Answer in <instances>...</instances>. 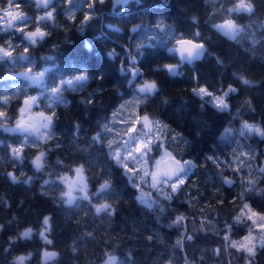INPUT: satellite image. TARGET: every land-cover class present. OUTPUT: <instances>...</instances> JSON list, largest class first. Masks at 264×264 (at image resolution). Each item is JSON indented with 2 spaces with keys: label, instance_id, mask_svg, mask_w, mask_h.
<instances>
[{
  "label": "trees",
  "instance_id": "obj_1",
  "mask_svg": "<svg viewBox=\"0 0 264 264\" xmlns=\"http://www.w3.org/2000/svg\"><path fill=\"white\" fill-rule=\"evenodd\" d=\"M16 2L19 11L29 17L44 14L36 8L34 0ZM234 2L236 0H219L221 7L214 11L210 0H168L167 7L160 6L161 0H142L141 4L130 0L126 6L117 4L116 0H104L102 4L98 0H72V5L63 3L56 8L55 22L64 27H55L53 22L47 25L40 23L42 30L49 35L35 46L29 45L23 33L15 28L0 33V45L9 39L13 46L19 45L15 47L14 56L18 58L23 48L28 46V55L36 60L34 66L27 65L23 60L0 63V78L14 77L0 79V94L11 98L4 109L11 118L8 126H13L19 118V108L23 107L24 99L39 95V89L26 88L28 82L18 74L26 71L27 67H32L33 71L42 69V57L52 56L54 60L49 62V66L64 70L73 66L86 67L91 77L82 91L64 93L68 105L54 106L56 117L52 130L55 135L47 142L28 140L32 146L23 148V163L10 159L11 147H0V225L3 226L0 230V264H10L13 257L27 256L29 252L32 256L24 264H101L108 258L107 253L117 257L116 264L248 262L247 253L231 247L224 236L228 234L231 240H236L248 233V228L253 227L251 221L237 223L234 217L244 202L255 211L264 212V193L246 192L240 177L248 169L235 173L223 166V162L232 160L233 149L248 151L250 145L255 149L256 159L248 163L253 169L264 167V139L255 134L245 138L237 131L242 120L264 127V0H252L256 6L252 16L246 12L229 15L227 7ZM88 3H93V7L89 8ZM8 6L9 0H0V10L8 9ZM70 6L76 13L75 21L68 20L64 14V9ZM1 14L3 11H0ZM86 14L92 15V19L82 33L78 28ZM192 17L197 18V23L192 22ZM228 18L244 26V31L236 40L229 39L212 27ZM159 20L176 34L169 39L168 47L183 38L203 43L207 51L194 64L184 63L180 68L184 75L175 78H170L166 71H153L165 64H179V56L169 54L167 48L146 50L145 58L139 61L145 77L156 80L161 91L146 106L141 105L134 111L144 115L146 107L150 119L168 125L171 131L165 141L166 146L172 136L180 133L189 143L184 144L177 139L168 150L179 161L191 160L196 164L171 201L161 196L158 190L151 191L150 199L158 203L149 209L137 200V188L132 186L123 170L105 156L107 142L101 149L99 145L91 144L90 138L101 130L103 124H113V113L125 100L132 99V91L126 87L119 72L121 57L124 66L128 65L125 50L134 51L137 43H144L139 39L141 33H133L132 29L137 25L155 29ZM107 25L121 31H112ZM37 26L27 24L25 31H35ZM0 28H7L3 21H0ZM196 32L200 33V37L194 36ZM101 33L104 38L95 40L94 37ZM86 42L92 44L91 51L85 47ZM113 49L120 53L115 61L106 55ZM100 76L103 79H99ZM240 77L252 84L244 85ZM199 87H205L211 93L235 88L236 92L229 93L226 98L229 111H218L204 98L196 96L193 89ZM97 89L100 91L96 92ZM90 93H94L93 103H82ZM164 100L168 103H163ZM248 100L254 112L249 111L245 103ZM45 103L41 99L33 110L50 114L44 108ZM133 115L129 108L122 112L108 139L115 138L121 142L120 137L124 138L128 127L121 121ZM77 124L79 132L74 128ZM228 128L233 132L222 140ZM23 139L19 132L9 133L0 129V141L6 145L18 147ZM238 143L243 145L242 149L237 147ZM40 151L46 153L45 166L36 171L31 160ZM206 156L219 157L222 167L218 168L212 161L206 160ZM98 158L103 159L102 165ZM241 159L246 160L245 157ZM80 165L84 166L90 201L81 200V196L77 195L75 203L67 205V198L62 195L67 188L59 177L73 176L71 170ZM8 173L15 174L19 182H12ZM106 175L110 176L115 191L95 195L104 182L102 177ZM29 177L31 182L25 184L23 181ZM222 177L236 182L226 185ZM45 180L49 181L47 185ZM256 187L264 189V176L259 177ZM164 188L170 190L167 186ZM241 192H245L243 200L239 198ZM103 203L112 205L114 214H97L92 205ZM161 206L163 212L160 211ZM181 214L185 217L183 225H173L175 218ZM45 216L51 217V230L46 233L51 244H46L39 235L44 228L42 222ZM227 226H231L230 234L227 233ZM28 228L33 230L31 237L22 238L20 233ZM254 231L259 235V229L254 228ZM12 238H15V243H12ZM177 240H182V245H177ZM45 251L59 255L45 261ZM252 259L253 264H264V248L256 246V256Z\"/></svg>",
  "mask_w": 264,
  "mask_h": 264
},
{
  "label": "snow or ice",
  "instance_id": "obj_2",
  "mask_svg": "<svg viewBox=\"0 0 264 264\" xmlns=\"http://www.w3.org/2000/svg\"><path fill=\"white\" fill-rule=\"evenodd\" d=\"M36 8L43 11V15L32 18L25 15L23 12L19 11V4L16 0H9L8 9H2L3 16H0V21L7 23V28H0V33L8 31L9 28H15L16 31L23 33L25 40L29 42V45L35 46L40 42H43L45 37L49 35L48 32L42 30L39 26L40 23L47 25L49 22H53L50 12L53 9H56L59 4L65 3V0H51V3L38 2L34 0ZM97 2V0H93ZM99 3H103L104 0H98ZM130 0H116L117 4L127 5ZM136 4H141L142 0H134ZM15 3V9H13V4ZM168 0H161V7H167ZM72 5V3H71ZM88 7L92 8L93 3H88ZM72 11V7L64 9V14H68ZM229 15L232 13L246 12L249 16L255 14L251 8L245 4L242 0V3L237 6L235 9H227ZM116 14V13H113ZM124 15V13H120ZM92 19V15L86 14L84 19L80 22L78 30L84 32L85 25L88 24L89 20ZM192 22L197 23V18L192 17ZM37 24L35 31H25L27 24ZM163 21L159 20L157 24H162ZM110 30L119 33L121 30L116 28L113 25H107ZM212 27L218 32L227 36L231 40H236L237 36L241 33V30L233 23V20L228 19L223 24H213ZM140 32L141 35L139 39L144 41L143 47L137 43L134 46V51L125 50L124 57L128 59L127 67L124 66L123 57H121V64L119 67V72L121 77L124 78V83L127 84V88L132 91V99L125 100L123 104L113 113L112 121L113 124L105 123L103 124L100 131H98L94 136L90 138L91 144L99 145L101 149L104 148V142H107V152L105 156L110 158L115 162V166L121 168L124 174L128 177L130 183L135 188H140V184L137 181L147 183L146 177L151 176L150 187L157 189L160 192V195L163 196L166 200L171 201L173 195L181 190V186L186 183V180L189 176V173L196 167V164L191 160H186L181 163L179 160L173 156L172 152L168 150V147L171 146L177 139L181 140L184 144H188L185 138L181 136L180 133H176L171 137V140L168 141V146H166L165 141L167 140L168 133L171 129L166 124H162L159 120L150 119L149 115L146 112L145 114L140 115L138 111H134L132 117H124L121 121L122 123L128 124V127L124 131V135L127 136V139H123V136L120 137L122 142H118L115 138L108 139L110 133L113 132L114 124L118 116L128 108L133 110H138L141 105H147L148 102L156 97L160 91L157 90L155 83L146 82L145 79L138 74V63L140 60L145 58L146 50H154L156 48H167V51L171 55L179 56V68L183 66L184 63L190 65L194 64L195 61H198L204 57L207 49L203 43H195L193 40H185L183 38L177 39L175 45L168 47L169 39L174 37L176 34L170 26H166L164 30L159 28L152 29L149 26H140L138 29H134L132 32ZM195 37H200V33H194ZM104 38V34L101 33L100 36L94 37L95 40H100ZM118 43V41H116ZM15 47L13 46L11 40H7L5 44L0 45V63L11 61L12 63L18 62V60L26 61L27 65L34 66L36 60L28 55L29 47L25 46L22 52L19 53L18 58L14 56ZM85 47L91 51L92 44L85 43ZM108 59L115 61L117 57H120V53H117L115 49L108 51L106 53ZM44 61V66L42 69L33 71L32 67H27V70L20 72L18 75L22 77L28 83L26 88L36 87L39 89V95L36 96H27L23 103L24 107L19 108L20 116L16 119L15 126H8V121L11 119L8 117L7 112L4 110L7 108L10 102V97L7 95L0 94V129L4 132L9 133H27L29 135H35L38 140L47 142L49 139L53 138L55 133L53 132V120L56 117L55 105H68V101L64 98V93L66 91L79 92L82 91L88 84V80L84 78L73 79L77 73H81L87 70L86 67H71L67 70L60 69L58 67L49 66V62H52L54 58L52 56H45L41 58ZM220 62V61H218ZM222 63V62H220ZM177 65L165 64L162 67L157 68L159 71L170 72L173 76H183V72L177 70ZM55 69V70H54ZM14 79V77H3L0 79ZM103 79V76L98 77ZM195 79V77H193ZM244 85H251L252 82L240 77ZM143 84L142 89H137L136 84ZM17 92L20 91V88L17 87ZM100 89H97L96 92H99ZM236 89L229 87L227 91L223 92L222 95H214L209 92L205 87L194 88L193 93L198 97H211L210 100L206 103L211 104L215 109L221 112L229 111V104L226 101L229 93H235ZM94 93H90L89 96L82 100L84 104L93 103ZM41 99L46 101L44 108L47 109L50 114H46L45 111H40L36 114L35 119L33 116H28V121L24 119V114L26 111L32 109L34 105H38L41 102ZM163 103L167 104L168 101L164 100ZM248 105L249 111L254 112L255 109L252 107L251 102L245 101ZM240 113L237 111V116ZM42 129L47 130L42 132ZM74 128L77 132L80 130V126L74 125ZM240 136L245 138L250 137L255 134L256 136L264 139V127H261L259 124L248 123L247 121L241 122V127L237 130ZM233 132V129H225L224 135L221 139H225L230 136ZM116 145L114 148L113 145ZM26 146H32L28 138L25 137L20 146H9L0 141V147L5 149L11 147V156L10 159L14 162L23 163L24 157L22 155L23 148ZM59 146V145H57ZM237 147L243 148V145L237 144ZM248 151H239L237 152L233 149L232 160H225L223 166L232 169L235 173H241L244 168L248 169V172L240 177L241 183L246 192H256L260 191L264 193V189H257V180L260 176H264V167H257L253 169L251 164L248 161H254L256 159L255 149L248 146ZM160 153L159 159H156L152 155L153 152ZM46 153L40 151L38 155L31 160V164L34 166L36 171H41L44 168V158ZM241 157H245L246 160H242ZM101 165L103 164V159L98 158ZM206 160L212 161L218 168L222 167L220 158L217 156H206ZM171 160L170 165H165L162 167L163 162ZM152 162L153 171H149V164ZM59 164H62V161H58ZM131 165V166H130ZM71 171L75 174V179H70L68 176L59 177V179L67 186V190L62 194L63 197H66L65 203L67 205H73L76 201V196L73 195L75 190H79L82 193L80 199L90 201L88 195V185L87 178L84 176V166L80 165L72 169ZM10 180L14 183L19 182L16 175L13 173L7 174ZM103 183L99 185V188L95 195L100 193H105L109 191H115L110 182V176L102 177ZM223 183L226 185H233L236 181L229 177H222ZM25 184L31 182V177L23 181ZM48 180L44 181V184L47 185ZM164 186H167L170 190L166 191ZM245 192L239 193V198L243 200ZM137 200L141 204H145L149 209L153 207L154 204H157L158 201H153L147 198V194L141 189L140 195L137 197ZM97 214L104 212L108 215H112L115 212V209L112 205L108 203L92 205ZM160 211L163 212V206L160 207ZM51 217L45 216L43 219V231L39 232L40 237L44 240L46 244H51L52 241L48 239L46 233L51 230L50 225ZM237 223H244L245 221H251V224L254 228L259 229V246L264 248V212L255 211L251 205L247 202L242 203L239 208V213L234 217ZM185 220L184 215H178L173 221V225H183ZM2 225H0V230H2ZM253 227L248 228V234L242 238V240H231L230 235L226 234L224 239L230 242V246L241 250L247 253L248 264H253V259L256 256V246L257 238L253 235ZM32 229L28 228L20 236L22 238H30L32 235ZM227 233H231V226H227ZM150 239V237H149ZM189 240L192 239L191 236L188 237ZM12 243H15V239H12ZM177 245H182V240L176 241ZM11 246V245H10ZM219 251V250H217ZM44 260L47 261L55 257V252L45 251L43 253ZM25 257H18L14 264H24ZM106 264H113L112 257L108 258Z\"/></svg>",
  "mask_w": 264,
  "mask_h": 264
},
{
  "label": "clouds",
  "instance_id": "obj_3",
  "mask_svg": "<svg viewBox=\"0 0 264 264\" xmlns=\"http://www.w3.org/2000/svg\"><path fill=\"white\" fill-rule=\"evenodd\" d=\"M38 2L51 3V0H38ZM243 2H244L245 4H247V5L251 8V10H252L253 12L256 11V6H255V4L252 2V0H243ZM65 3H66L67 5H71L72 0H65ZM241 3H242V0H236V2H235L231 7H229L228 9H235V8H236L237 6H239ZM55 12H56V9H53V10L50 12V15L52 16V20H53L54 26H55V27H58V28H62V27H64V25H62V24H58V23L55 22V21H56ZM65 16H66V18H67L68 20H70V21H75L76 13H75L74 10H72L70 13L66 14ZM233 23H234V24H235V25L241 30V32L244 31V26H243V25H238V24L235 23V21H233ZM140 26H141V25H137L136 27H134V28L132 29V31H133L134 29H138ZM166 26H167V25H165L164 23H162V24H156V28H159L160 30H164V28H165ZM139 44H140L141 47H143V44H144V43L141 42V43H139ZM177 70H180V68H179L178 65H177ZM137 71H138V74L141 75V76L145 79L146 82H149V81H150V82L155 83L157 90H158V91H161L160 85H159V83H158L156 80H154V79L149 80V79H147V78L145 77L143 70L139 67V63H138V69H137ZM153 71H157V72H159V70H158L157 68H156V69H153ZM166 72H167V71H166ZM167 74H168V76H169L170 78H175V77H176V76H173L170 72H167ZM120 75H121V74H120ZM80 78H84V79H87L88 81H90L91 77H90L89 74H88V69H87L86 71H84V72H81V73H79V74H76V76L73 77V79H80ZM127 86H128V85L126 84V87H127ZM136 87H137V89H142V88H143V84L137 83V84H136ZM248 101L251 102L250 100H248ZM12 239H15V238H12ZM58 255H59V254L55 252V257L58 256ZM31 256H32V253L29 252V253L27 254V256L20 255V256L13 257L12 261H10V264H14V262L17 260L18 257H25V260H27V259H30ZM107 256H108V258L111 256V257H112V260H113V264H116V260H117V257H116V256L112 255L111 253H107ZM107 261H108V259L105 261V264H106Z\"/></svg>",
  "mask_w": 264,
  "mask_h": 264
},
{
  "label": "rangeland",
  "instance_id": "obj_4",
  "mask_svg": "<svg viewBox=\"0 0 264 264\" xmlns=\"http://www.w3.org/2000/svg\"><path fill=\"white\" fill-rule=\"evenodd\" d=\"M210 1H211L212 4H214V11H216L218 8L221 7V5H220V3H219V0H210ZM234 3H235V2H234ZM234 3L230 4V6H228L227 8L231 7ZM0 16H3V14H1ZM228 19H231V18H228ZM228 19H226V20H228ZM226 20H224L223 22L216 23V24H223V23H225ZM231 20H233V19H231ZM3 25H4V26H7V23H6V22H3ZM228 88H229V87H228ZM228 88L225 89V90H223V91H221V92H219V93H213V94H214V95H222L223 92H225V91L228 90ZM232 88H233V87H232ZM209 92H210V91H209ZM203 98H204L206 101H208V100L211 99V97H208V96H205V97H203ZM23 107H24V105H23ZM129 109L132 111V113H134V110H133L132 108H129ZM37 113H38V112H35V111L33 110V107H32V109L30 110V112H29V111H26V112H25V114H24V119H25V121H26V122H30V121H28V116H29V115L33 116V118L35 119ZM13 126H15V124H14ZM41 131H42V132H46L47 130L41 128ZM21 134L23 135L24 138L27 137L28 140H30V141L37 139V137H36L35 135H29V134H27V133H21ZM123 139H127V136L125 135ZM121 142H122V141H121ZM152 155L155 156L156 159H159V157H160V153H157V152H155V151L152 153ZM181 163H183V161H181ZM130 166H131V165H130ZM153 170H154V168L152 167V162L150 161V164H149V171L151 172V171H153ZM68 177H69L70 179H75V174L73 173V176H68ZM146 180L148 181L147 183H143V182L137 181V183L140 184V188H139V189L137 188V193H138V194H137V197L140 195V191H141V189H142L143 192L147 194V198L150 199V198H151V194H150V192H151V191H154V192H155L157 189L150 187V184H151V176L146 177ZM164 187H165V186H164ZM66 188H67V186H66ZM73 195H74V196H77V195H80V196H81L82 193H80L79 190L77 189V190L74 191ZM150 200H151V199H150ZM253 227H254V226H253ZM255 229H256V228H255ZM247 234H248V233H246L245 235H243L242 237H240L239 239H236V240H242V238H243L244 236H246ZM253 235L256 236V238H257V246H258V245H259V243H258V241H259V235H258L255 231L253 232ZM245 260H246V259H245ZM246 264H248V262H246Z\"/></svg>",
  "mask_w": 264,
  "mask_h": 264
},
{
  "label": "water",
  "instance_id": "obj_5",
  "mask_svg": "<svg viewBox=\"0 0 264 264\" xmlns=\"http://www.w3.org/2000/svg\"><path fill=\"white\" fill-rule=\"evenodd\" d=\"M185 40H191V39H185ZM193 42H195V43H200V42H196V41H194L193 40ZM177 159V158H176ZM178 160V159H177ZM172 162H171V160H167V161H165V162H163V164H162V167H164L165 165H170ZM44 258V257H43ZM108 258H106L105 260H104V262L103 263H101V264H105V261L107 260Z\"/></svg>",
  "mask_w": 264,
  "mask_h": 264
}]
</instances>
